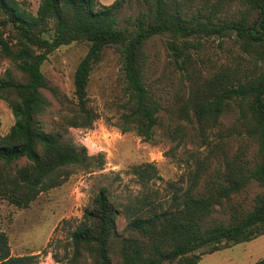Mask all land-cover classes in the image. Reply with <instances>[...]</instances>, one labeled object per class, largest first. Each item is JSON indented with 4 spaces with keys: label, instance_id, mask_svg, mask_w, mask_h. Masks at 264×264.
I'll return each instance as SVG.
<instances>
[{
    "label": "trees",
    "instance_id": "16d2710c",
    "mask_svg": "<svg viewBox=\"0 0 264 264\" xmlns=\"http://www.w3.org/2000/svg\"><path fill=\"white\" fill-rule=\"evenodd\" d=\"M126 1L104 6L101 0H41L34 13L29 1L0 0V58L10 61L0 76V100L15 118L0 138V202L29 208L40 195L61 187L70 168L92 167L95 159L86 147L47 130L53 104L46 93L69 110L71 116L61 119L64 127L91 129L98 119L89 107L91 75L105 50L115 48L124 75L123 133L135 132L150 143L161 113L170 111L196 122L206 136L234 114L239 136L256 152L252 159L230 156L221 136L217 166L202 186L199 170L172 206L141 209L129 224L135 237H121L120 210L102 189L72 233L67 264H200L204 255L264 236V0H143L147 11L120 29L118 12ZM236 1L240 8L231 13ZM158 38L165 42L170 75L155 73L148 45ZM212 39L231 41L232 50L225 64L203 72L199 53L203 41ZM75 43L89 49L75 72L71 101L42 69L50 55ZM135 171L149 180L158 175L150 163ZM254 183L261 191L253 206H235ZM226 209L228 224L219 219ZM30 260L11 256L0 224V264ZM255 264H264V258Z\"/></svg>",
    "mask_w": 264,
    "mask_h": 264
},
{
    "label": "rangeland",
    "instance_id": "374dc122",
    "mask_svg": "<svg viewBox=\"0 0 264 264\" xmlns=\"http://www.w3.org/2000/svg\"><path fill=\"white\" fill-rule=\"evenodd\" d=\"M115 1L101 0V3L110 6ZM34 2H30L31 10L36 13L41 0ZM147 8L143 0H127L118 12L119 28H127L128 19L138 17ZM238 8L236 1L231 13ZM88 49L87 43L61 47L50 55L42 69L60 95L71 101L75 99L74 75ZM148 50L156 63L157 76L164 70L170 75L164 39L151 41ZM231 50V41L223 44L217 39L203 41L199 53V60L204 62L201 64L203 72L225 64ZM9 66V60L0 58V76ZM46 95L53 104V113L46 119L47 130L60 133L77 147H86L88 155L95 160L89 169L70 168L71 176L61 187L40 195L29 208L21 209L7 201L0 202L1 229L9 238L11 256L29 257L31 260L25 264H67L72 252V233L84 220L85 211L102 189L108 190L110 200L120 210L117 229L121 237H135L137 235L129 229V224L141 209L172 206L174 199H181L191 186L192 178L199 170L202 175L199 186H202L204 179L217 166L215 154L220 156L221 150L217 152L216 146L221 136L224 149L230 156L243 153L245 159H252L256 152V146L239 136L241 130L234 114L226 116L223 125L206 136L200 133L196 122L172 116L170 111L161 113L150 143L135 132L123 133L120 125L121 105L126 100L124 75L122 58L115 48L105 50L91 75L89 107L98 115L91 129L64 127L61 119L71 116L69 110L49 92ZM14 124L10 108L0 100V138L5 137ZM146 163L154 164L158 170V175L151 180L135 171L137 166ZM260 191L256 183L252 184L247 193L237 198L235 203L239 204L235 206L252 207ZM219 219L228 224L229 209L220 212ZM263 258L264 236H261L250 243L204 255L200 264H255Z\"/></svg>",
    "mask_w": 264,
    "mask_h": 264
},
{
    "label": "crops",
    "instance_id": "0c3cea01",
    "mask_svg": "<svg viewBox=\"0 0 264 264\" xmlns=\"http://www.w3.org/2000/svg\"><path fill=\"white\" fill-rule=\"evenodd\" d=\"M27 1H29V2H31V3H32V2H34V1H36V0H27ZM34 3H35V2H34Z\"/></svg>",
    "mask_w": 264,
    "mask_h": 264
}]
</instances>
